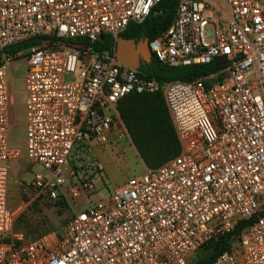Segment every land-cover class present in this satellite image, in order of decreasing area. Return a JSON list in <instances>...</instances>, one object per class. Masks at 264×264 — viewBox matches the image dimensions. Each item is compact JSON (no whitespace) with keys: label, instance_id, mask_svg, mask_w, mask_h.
<instances>
[{"label":"built area","instance_id":"obj_1","mask_svg":"<svg viewBox=\"0 0 264 264\" xmlns=\"http://www.w3.org/2000/svg\"><path fill=\"white\" fill-rule=\"evenodd\" d=\"M159 1L0 0V264H190L251 219L212 264H264V0H178L151 53L168 66L224 65L164 84L115 55L119 35ZM102 35L111 51L94 49ZM21 60L24 151L9 139L8 111L10 66ZM157 91L178 154L92 200V170L73 164V151L122 129L121 98ZM20 158L41 167L30 172V201L87 199L59 230L36 238L14 230L23 205L9 204V174Z\"/></svg>","mask_w":264,"mask_h":264},{"label":"trees","instance_id":"obj_2","mask_svg":"<svg viewBox=\"0 0 264 264\" xmlns=\"http://www.w3.org/2000/svg\"><path fill=\"white\" fill-rule=\"evenodd\" d=\"M177 4L178 0H160L141 23L128 25L119 36L133 38L135 41L142 38L148 42L153 40L163 33L173 21ZM20 46L19 44L12 45L6 50L12 52ZM93 46L95 50L107 49L111 51L113 39L108 35H102ZM223 65V61L214 60L209 64L168 66L159 62L152 54L149 64H144L137 70V73L139 76L153 78L160 84H164L171 80L190 81L217 72ZM222 76V74L219 75L218 79H221ZM117 110L137 152L150 166L149 168L157 167L178 154L179 143L161 91L130 93L118 101ZM56 204L67 207V203L61 196L58 197ZM260 214H264V211ZM21 220L22 217L19 215L15 221L14 230L26 228L31 232L37 231L36 224L27 221L21 223ZM252 221L253 219L240 220L231 233L208 241L200 248L209 251V255L198 257L190 264H212L221 252L230 250L234 246L240 233ZM25 235L27 236V233ZM38 235L40 236L42 233ZM38 235L30 238H36Z\"/></svg>","mask_w":264,"mask_h":264},{"label":"rangeland","instance_id":"obj_3","mask_svg":"<svg viewBox=\"0 0 264 264\" xmlns=\"http://www.w3.org/2000/svg\"><path fill=\"white\" fill-rule=\"evenodd\" d=\"M211 37V30L208 29ZM149 64V63H146ZM24 61H18L10 66L9 81V116L11 130L9 139L25 149V126H24ZM13 77V80L11 79ZM68 79L69 77H65ZM84 148L83 150H81ZM71 162L76 165L92 170L90 176L98 190L90 195L92 200L108 195L116 186H119L132 177H139L146 171L148 166L137 152L131 137L123 124L121 130L113 133L108 142H91L84 147L77 148L72 153ZM100 163L101 171L94 170L95 165ZM9 174V204L10 206L23 205L21 223L25 221L36 224L37 231L31 232L26 228L21 231L27 233L28 237L37 236L50 230H59L70 218L72 211L78 209L86 202L85 197L78 201H72L71 206L61 207L56 204V199L39 198L30 201L27 182L30 172L41 169L39 165L29 163L27 159H17L10 163ZM63 199V198H62ZM18 230V231H20ZM39 236V235H38ZM236 243V242H235ZM234 243V245H236ZM209 251L198 249L191 255V261L198 257H206Z\"/></svg>","mask_w":264,"mask_h":264},{"label":"water","instance_id":"obj_4","mask_svg":"<svg viewBox=\"0 0 264 264\" xmlns=\"http://www.w3.org/2000/svg\"><path fill=\"white\" fill-rule=\"evenodd\" d=\"M115 55L120 62L136 70L141 67V63H149L152 57L146 39L135 42L132 38L122 36L116 39Z\"/></svg>","mask_w":264,"mask_h":264},{"label":"flooded vegetation","instance_id":"obj_5","mask_svg":"<svg viewBox=\"0 0 264 264\" xmlns=\"http://www.w3.org/2000/svg\"><path fill=\"white\" fill-rule=\"evenodd\" d=\"M133 39V38H132ZM143 40H145V38H142ZM135 40V39H134ZM141 40V39H140ZM139 40L135 41V42H138ZM144 64L141 63V67L143 66Z\"/></svg>","mask_w":264,"mask_h":264},{"label":"crops","instance_id":"obj_6","mask_svg":"<svg viewBox=\"0 0 264 264\" xmlns=\"http://www.w3.org/2000/svg\"><path fill=\"white\" fill-rule=\"evenodd\" d=\"M23 103V102H22Z\"/></svg>","mask_w":264,"mask_h":264}]
</instances>
